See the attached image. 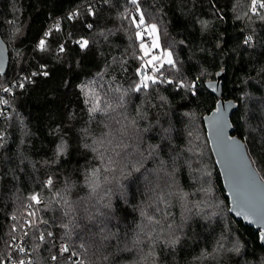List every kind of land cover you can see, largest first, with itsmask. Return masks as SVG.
<instances>
[{
    "label": "trees",
    "instance_id": "16d2710c",
    "mask_svg": "<svg viewBox=\"0 0 264 264\" xmlns=\"http://www.w3.org/2000/svg\"><path fill=\"white\" fill-rule=\"evenodd\" d=\"M138 4L175 61L160 73L148 70L157 83L140 92L133 89L143 53L132 23L139 13L130 0H0V34L10 59L0 75V101H8L0 102V264L29 218L44 220L30 227L37 264H57L52 255L70 264L63 258L68 253L60 254L64 242L84 264H264L260 230L230 211L204 121L219 100L207 83H220L223 97L239 104L231 117L233 135L245 142L264 180V8L253 12V0ZM81 39L89 41L86 48L76 43ZM97 103L102 111L93 119L89 110ZM131 121L135 126L121 140L117 129ZM104 132L112 135L94 143ZM113 147L131 152L129 160L141 170L108 175L110 184L102 173L98 194L112 189L101 202L110 201V208H103L86 178L100 166L92 149ZM150 147L156 149L152 157ZM157 182L165 195L187 193L185 204L173 196L167 216L154 212ZM33 194L41 204L30 199ZM97 209L109 217L104 231L110 238L103 243L91 220ZM141 212L161 221L154 249L133 244L137 226L147 223ZM63 225L72 230L70 240ZM52 231L39 240L41 232Z\"/></svg>",
    "mask_w": 264,
    "mask_h": 264
},
{
    "label": "snow or ice",
    "instance_id": "6c2138e0",
    "mask_svg": "<svg viewBox=\"0 0 264 264\" xmlns=\"http://www.w3.org/2000/svg\"><path fill=\"white\" fill-rule=\"evenodd\" d=\"M130 2L133 5H136L137 7V12L139 13L138 17L133 16L132 17V23L137 29L135 32V38L140 41L139 47L143 53V55L140 57V59L143 61L141 64L140 68L137 69V74L140 76V82L135 84L134 86V91L140 92L142 89H146L149 87V82L151 84H156L158 80L157 75H148V70H151L153 73H160L161 69L164 67L165 64L175 67V61L173 59V54L170 50L167 49H161V45L159 42V29L156 24H146L145 20V14L143 11L140 10L138 0H130ZM257 7V0H253V5H252V11L255 12ZM259 7L264 8V0H261L259 3ZM90 14L91 9H89ZM73 15H76L75 13ZM88 27H91V25H88ZM58 30V26H57ZM50 33H46L45 35H49ZM145 37L148 39L146 40ZM249 40L251 37L248 38ZM248 41L246 40L245 43ZM76 43L79 44V46L83 49L86 48L89 44V41L86 39H81L79 41H76ZM38 48L40 50H44L45 48V40L41 39L38 43ZM160 49L161 52L159 55L153 54L154 50ZM63 46H61L60 51H63ZM33 75H36L35 73ZM43 75L47 76L48 73L44 72ZM168 83H171V81H167ZM20 87H23V84L19 85ZM183 86V85H181ZM4 92H9L11 91L10 88H5L3 90ZM116 91H119L117 89ZM123 99V97H121ZM4 104H7L8 101H0ZM90 114L91 118H95V114L97 112L102 111L99 107V104H94L90 108ZM114 111V109H112ZM219 112L220 110L217 109ZM126 119V117H125ZM117 124H119V121H116ZM218 123V122H217ZM136 124V121H131L127 125H122L119 129H117V133L120 136L121 140L127 135L128 129L130 127H134ZM105 128H107V125H104ZM85 132L87 131L86 129L84 130ZM146 131V130H145ZM112 135L111 132H104L102 133V138L99 141H96L94 143H103L105 139H108V137ZM229 145L230 146H235V149H239L243 147V145L238 144L235 140H232L231 138H227ZM111 140H108V143L111 144ZM85 147H91L90 145H85ZM127 145H124V149H127ZM159 147V146H157ZM95 152H98V159H99V167H95L91 170V172L88 174L86 178V185L87 187L91 190V194L96 196V203L100 205L103 208H110V201L108 203H103L101 204L102 201L105 200L106 196H109L111 193L112 189L108 188L106 189L102 194H98V189L101 188V184L99 182V176L103 173L104 175V180L106 183H112L111 181L108 180V175H113L115 178V174L119 172L121 175L129 176L131 173H125L124 169L125 168H131L133 172H140V167L137 166V163H132L129 160V157L132 155L131 152H128L126 150H121L117 151L115 147L108 149L105 148L103 151H99L97 148L92 149ZM230 150H233L230 148ZM64 151V145L61 144L58 146V152L62 153ZM133 151H137L136 149H133ZM148 151V157H152L156 153L155 148H149L147 149ZM114 153V155H113ZM141 159H147L148 157H143V154H139ZM163 163V161L161 162ZM145 171H148L145 169ZM159 171L161 170H156V175H157V181L159 180ZM175 171V169H174ZM170 175V174H168ZM144 182L146 185L152 184V181L149 180L148 176L143 177ZM47 185L52 184V179L49 178V180L46 182ZM116 185L119 186V180H116ZM152 193L154 194V200L156 206L154 207L153 211L156 213H161L164 216H167L168 213V208L171 206V197L175 196L178 198L179 202L181 205L185 204V201L187 200V193H179V192H171L169 191L167 195L164 194L163 189L160 188L159 183H155L151 189ZM30 199L35 203V204H41L42 201L39 198L38 194H33ZM161 205H164L163 208H161ZM242 214V213H238ZM29 216H35L34 212H29ZM65 215H67L65 213ZM141 216L145 217L147 223L138 225V231H137V237L133 241L134 246H139L143 244L145 247H151L154 249L157 241L160 239L159 234H157L155 237L153 236V232H155L156 226L161 223L160 220L155 219L153 215H148L146 212H141ZM109 219V217L102 211H99L97 209V214L95 217H91V220L94 222V224L97 226V232L98 233H103V235L100 237L101 243L103 241H106L110 238L108 233H105L104 231V226L106 224V221ZM33 221H28L29 226L31 227L33 225ZM46 223V222H45ZM151 226V227H149ZM63 227L66 229L65 231V237L66 239L70 240L72 238V230L68 229V225H63ZM169 228H171V224H169ZM15 231V229H13ZM97 232H93L92 236L96 237ZM24 236H28V232H24ZM53 236L52 232H48L47 236H45L44 233H40L39 235V240L41 242L45 241L48 238H51ZM141 236L143 239H141ZM15 239V237H13ZM176 241L172 240L169 241V243L174 244ZM79 248L82 250H86L85 244L81 243L79 245ZM17 250L21 253L25 252V249L23 247H17ZM124 251H130L131 249L125 248L123 249ZM142 251V249H141ZM68 253L66 257H63V254ZM60 254L61 257L66 259L67 261L70 262V264H84V260L78 255L76 251H70L68 243H64L60 247ZM52 261L57 262V264H60V261L58 260V257L56 255H52L50 257ZM108 258L105 257V260ZM18 264H31V261H25L23 259L18 261Z\"/></svg>",
    "mask_w": 264,
    "mask_h": 264
},
{
    "label": "water",
    "instance_id": "95a60500",
    "mask_svg": "<svg viewBox=\"0 0 264 264\" xmlns=\"http://www.w3.org/2000/svg\"><path fill=\"white\" fill-rule=\"evenodd\" d=\"M9 60L8 45L0 34V75L7 71ZM207 87L219 98L216 108L204 116V121L213 155L230 198V211L238 219L260 230L264 247V180L253 164L245 142L233 135L231 117L239 104L234 99L223 97L220 83H207ZM227 138L243 147L235 149V146L229 145Z\"/></svg>",
    "mask_w": 264,
    "mask_h": 264
},
{
    "label": "built area",
    "instance_id": "2783aa9c",
    "mask_svg": "<svg viewBox=\"0 0 264 264\" xmlns=\"http://www.w3.org/2000/svg\"><path fill=\"white\" fill-rule=\"evenodd\" d=\"M260 2H261V0H257V6H259ZM156 53H158V51H156ZM41 201H43V200H41ZM26 221L28 223V220H26ZM29 221H33L34 222L33 225H36V224H39L40 221L43 222L44 220L39 221L37 219L32 220L29 218ZM24 232H28L27 237L24 236ZM52 233L54 234L53 231H52ZM31 242H32V240H31L30 226H29V224H27V225H25V227L20 232H18V235L12 241L11 248H10L9 252L6 254L2 264H18V261L21 259H23L25 261L30 260L31 264H37L36 258H35L34 248H33V245ZM64 243H68V242H64ZM68 245H69L70 251H75V249H73L69 243H68ZM17 247H23L25 249V252H23V253L19 252L17 250Z\"/></svg>",
    "mask_w": 264,
    "mask_h": 264
},
{
    "label": "rangeland",
    "instance_id": "374dc122",
    "mask_svg": "<svg viewBox=\"0 0 264 264\" xmlns=\"http://www.w3.org/2000/svg\"><path fill=\"white\" fill-rule=\"evenodd\" d=\"M146 40H147V39H146ZM159 42H160V40H159ZM160 45H161V44H160ZM161 49H162V46H161ZM156 51H158V53H156ZM160 52H161V50H160V49H157V50H154V51H153V54L159 55Z\"/></svg>",
    "mask_w": 264,
    "mask_h": 264
}]
</instances>
